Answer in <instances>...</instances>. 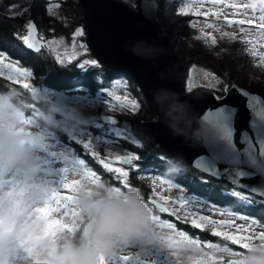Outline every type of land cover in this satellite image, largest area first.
<instances>
[{"label": "trees", "instance_id": "16d2710c", "mask_svg": "<svg viewBox=\"0 0 264 264\" xmlns=\"http://www.w3.org/2000/svg\"><path fill=\"white\" fill-rule=\"evenodd\" d=\"M117 1L129 9H138L139 7V0H132V2ZM53 2L56 3L55 8L51 9V3ZM185 2L186 0H158V33L168 36L184 65V72L193 64L201 65L216 74L228 87L240 86L251 92L261 94L264 89V77L256 81L243 68L244 60L241 54L243 53L241 44L234 40L230 43L216 40L215 44L211 43L212 46L211 44L207 45L208 43L202 41L201 35L190 24L189 20L193 15L177 17V9L183 8ZM14 3L20 5V7L13 12H9L8 9ZM29 20L34 22L38 28L39 37L43 40L56 37L70 44L73 31L79 29L83 32V35L79 38H83H81L82 41L76 43L77 47L79 48L80 43L84 42L85 26L83 10L79 0H0V52L5 53L7 59L19 63L31 72L32 85L31 87H24L8 81L5 76L0 77V101L4 102L5 108L13 109L25 118H30V121L33 120L45 127L61 143L73 147L78 156L84 160L85 167L91 172L93 170L95 178L107 188L111 184H119L121 191L139 192L147 202V196L152 192L135 178L136 170L131 171L127 178L129 186H121L114 173L102 168L95 159L84 154L82 148L70 141L61 125L69 121L52 111L47 102L34 96L31 89L35 86L40 90L45 89L53 93L63 90L67 94V100L73 98L72 92L82 89L92 99L96 100L98 98H108L110 88L114 87L116 89L112 82L121 79L129 93L140 99V106H142V109L137 112L125 108L123 111L111 112V115L117 120V124L128 131L130 130L134 139L139 141V144L135 145L131 142L132 139L118 140V145L121 148L140 157L139 161L135 163L144 168L146 166L153 167L156 172H159L158 174L161 173L168 177L167 179L174 180L175 184L180 186L187 194L195 195L218 208H225L237 217L239 214H243L247 218H255L257 224L264 225V199L210 177L179 161L151 143L142 129V122L153 119V115L145 106L144 98L138 86L129 76L105 67L90 53L87 46V53L79 56L81 62L83 59H95L98 62V67L86 66L85 69H79L76 62L60 64L54 59V54L46 49L45 44L40 47V51H31L20 39L21 36L27 35L26 25ZM182 82L179 90L181 93H185ZM214 94L216 97H221L224 92L219 90L214 91ZM102 110L101 104L98 103L88 112L83 111V114L99 115ZM84 127L93 135H104L107 138L115 139L108 133H102L106 130L105 127H96L92 124H86ZM97 152L101 156L104 154L101 150ZM162 155L166 160L161 159ZM177 162L180 163L181 167L178 171H174L172 168ZM229 191H231L230 193L239 191L245 194L250 204L240 201L231 195ZM163 218H166L165 214H163ZM259 228L263 229L264 226ZM80 229L71 236L70 242L79 238ZM180 230L188 239L196 241L197 246H200L201 249H205L208 246L207 243H210L221 248H227L232 252H242L248 255L259 253L264 256V251L258 250L257 247L255 251L239 248L225 241L222 237L212 235V231L208 228L197 229L192 227L190 223H180ZM57 247H59V244ZM55 251L58 253L59 249Z\"/></svg>", "mask_w": 264, "mask_h": 264}, {"label": "rangeland", "instance_id": "374dc122", "mask_svg": "<svg viewBox=\"0 0 264 264\" xmlns=\"http://www.w3.org/2000/svg\"><path fill=\"white\" fill-rule=\"evenodd\" d=\"M124 1L132 2V0ZM229 2H235L239 5H243L246 3H256L257 5H259L261 3V0H229ZM55 4L56 3L54 2L51 3L50 8H55ZM183 8H187L188 13L190 15H193L192 17L190 16V24L193 26L192 28L201 35L202 41L208 43L207 45H210L212 43V39H210L209 37L214 38L215 40H220L221 42L230 43V41H233V39L230 36H222L221 32L235 33L237 39L234 41L241 44V47L243 49V53H241L244 60L243 68H245L249 76L256 81L264 77V63H261L258 58L251 56L252 51H256L257 53L264 52V31H261V29L258 27L245 26L244 37L246 38V42L245 40L240 39V26L226 24L224 22V15H221L217 18L216 16L211 15L208 17H204L202 15L195 14L197 9L211 11L219 9L224 13H231L233 9L227 7L220 9L219 5L217 6V9H214L211 0H186ZM179 10L177 9L176 11L177 17H180L182 15L180 14ZM249 15H251V12H249ZM257 15H259L258 8ZM230 18L239 19L241 17ZM76 30L73 31V36L70 44H68L67 42L65 43L63 39L53 37L48 38L47 40H43L41 38V46L45 44L46 49L54 54V59H56L57 55H59L61 59H65V54L68 56L73 55L72 45H76L78 41H82L81 38L83 37L79 38V36L75 35ZM53 41L55 43H53ZM212 45L213 44H211V46ZM75 51L77 53L76 58L71 62H76L77 65L79 62H81L79 56H82L78 54L83 50L78 48L76 45ZM5 62H10L22 69H26L19 63L10 59H6ZM66 63L69 62L65 59L64 64ZM0 70L4 71L5 77L9 75L8 70ZM29 82L31 84V77ZM112 85H114L116 89H114V87H111L110 91H108V95L109 93H111V95H109V97L105 99L98 98L94 100L82 89L74 91L71 93L73 98H71V100L66 99V101L64 102L65 107L63 109H60L55 105L57 92L53 93L45 89L40 90L35 86L31 89L37 90L32 91L34 96L42 99L44 102H47L52 111L56 112L60 117L62 116L69 121L64 125H61L63 126V131L71 142H74L80 147V142L82 140L92 138L94 150H101V152L104 153L102 155L104 157L133 154L121 148L118 145L117 138H107V136L103 135L104 133H107V128L109 127V125H106L104 123L102 119L103 116H112L111 112L115 113L116 111H123L124 108L132 112H137L138 110L142 109V106H140V99L136 95L129 93V91L125 88V83H123L121 79L114 80L112 82ZM182 85L185 93H190L192 91L201 89H207L214 92L223 90L221 87L226 90L230 88L226 86L224 82L211 70L201 65L198 66L195 64L190 66L185 72ZM189 85L193 86L190 92L187 90ZM261 95L264 97V89L261 91ZM116 96H119L121 98L128 97L129 99L135 100L139 104V108L133 111L131 108L122 106L121 101L115 100ZM77 97H81L84 99H77ZM106 100L108 101L107 104ZM98 103H100L101 107L103 108L99 115L83 114V111L88 112L92 109L93 106ZM5 114L9 118L7 123L13 135L18 136L21 143H26L32 148V159L35 163L36 170H0V196L7 200L9 204L8 211L11 213L10 219L0 218V235L4 233H10L12 231V228L17 224L18 218L21 216L25 217V219L22 221V223H24L25 225H27L31 221H36L40 224V233L37 235L29 231L25 239L18 242L20 248L15 249L6 257V262L7 264H12L13 257L19 256L22 251H24V254L29 259L30 255L33 253L36 247V242L47 241L51 245L48 252L49 257L51 258V264H61L63 262V255L60 253L61 245L68 244L70 242L71 236L76 234L83 224L84 217L81 215V208L79 206L77 198V193L81 190L82 182H87L88 184L93 186L102 183H100L96 178H93L89 175L91 171L87 169V167H85L84 160L80 156H78L73 147L61 143L50 132H48L45 127L35 123V121L33 120L30 121V118H25L21 113L7 107L5 108ZM154 118L155 116L153 115V119ZM86 124H92L96 127H105L106 130L102 132L103 136L93 135L84 127L86 126ZM116 126L120 127L118 124ZM81 133L85 135L81 136ZM126 135L128 139H134V136L130 130H127ZM158 155L160 156V154ZM74 159L80 161V164L77 165L73 161ZM132 170L138 171V173L135 174V178L146 187H148L152 193V189L155 188L161 196H167L170 200L173 201V203L170 204L165 201H161L167 204L171 210L174 208H179L180 205L178 202L183 199L186 203V207L181 209L180 215L182 218L187 215L189 220H191L192 218L199 219V216L202 215L209 217L211 220H215L217 222L234 221V224L236 225H246L247 223V221L237 218V216H235L231 211H228L225 208H218L214 205L206 203L203 199L195 195L185 193L180 186L175 184L174 180L167 179L168 177L162 175L161 173L158 174L159 172H156L153 167L151 168V166H146L144 168L138 165L137 168ZM161 180L164 181L163 184L160 183ZM72 181L79 182L76 185L75 193L63 189V184ZM153 181H155V183H153ZM169 183H171L173 187L170 188ZM107 189L109 190V194H116L117 196L121 194L118 189ZM57 192L61 194L67 193L69 195H75V202H68V214L66 216H63L62 213H52L48 217L42 216L39 210L48 207L50 204H52V206L54 207L55 202H52V199L53 194ZM230 192L231 191H229V193ZM230 194L232 195V193ZM152 195L154 196L151 197L160 200L159 196H156L154 193ZM236 198L246 204H250V201L247 200L246 197ZM0 206H2V203H0ZM73 209H76L74 219L71 217V212ZM221 213H223V215H221ZM55 218H60L62 219V222L72 224L73 227L71 229H52L49 227V224L51 220ZM152 219L157 225L159 234L168 233L174 230L173 228H168V223L160 220L154 213ZM202 226L204 228L210 229L211 231L215 227L219 231L235 233V229L231 224L225 226L219 223L217 225H212L205 222ZM252 230L256 233H259L264 231V228L260 229L259 227H255ZM58 244L59 247H57ZM247 244L248 247L245 249L255 251L257 247L258 250L264 251V240L250 239L249 241H247ZM207 245L215 247V250L219 252V256H221L223 259H226L225 261H219V264H249L250 257L252 256L250 254L248 255L242 252H232L228 249H219V246L215 244L207 243ZM151 246H153V243H141L136 240L127 242L118 241L109 254L98 255L97 264H99L101 256H113V258H111L110 260V264H115V259H120L121 256H127L129 252L134 253V256H136L135 253L137 252V250H149ZM169 246L174 247V244L171 243L169 244ZM195 246H197L196 241L186 238L184 239L180 235V248H183V250H181L180 252V255L169 254L167 255V257L172 258V262H167L164 260L163 263L159 264H177L178 260H180L182 264L195 263V260H197L200 256L195 251ZM57 249H59L58 253L55 251ZM145 256H147L148 258V255ZM30 259L31 260H29L25 264H40L38 260L33 261L32 258ZM208 260L209 262L211 261V259Z\"/></svg>", "mask_w": 264, "mask_h": 264}, {"label": "water", "instance_id": "95a60500", "mask_svg": "<svg viewBox=\"0 0 264 264\" xmlns=\"http://www.w3.org/2000/svg\"><path fill=\"white\" fill-rule=\"evenodd\" d=\"M79 1L90 53L105 67L129 76L155 116L142 122L151 143L210 177L264 199V97L240 86L221 87V97L207 89L181 93L184 65L168 36L158 33V0H147L152 6L148 14L145 0H139L138 9L117 0ZM29 22L40 48L38 28ZM66 99L60 90L55 105L63 109ZM208 165L215 166L212 172ZM202 263L199 259L193 264Z\"/></svg>", "mask_w": 264, "mask_h": 264}, {"label": "clouds", "instance_id": "9594fccd", "mask_svg": "<svg viewBox=\"0 0 264 264\" xmlns=\"http://www.w3.org/2000/svg\"><path fill=\"white\" fill-rule=\"evenodd\" d=\"M8 119L5 104L0 101V170L35 171L32 148L13 135L8 127ZM180 167L177 162L172 170L178 171ZM77 198L84 217L82 229L77 240L61 245L63 264H97L98 255L109 254L118 241L153 243L159 235L152 219L153 211L139 192L123 191L117 196L109 194L103 184L93 186L82 182ZM0 203V218L10 219L7 200L0 196ZM24 219V216L19 217L10 233L0 235V264H7L6 257L15 250L19 241L25 239L29 231L37 235L40 233L39 222L31 221L25 225L22 223ZM50 247L47 241H37L32 253L33 261L51 264L48 255ZM249 264H264V256L253 253Z\"/></svg>", "mask_w": 264, "mask_h": 264}, {"label": "snow or ice", "instance_id": "6c2138e0", "mask_svg": "<svg viewBox=\"0 0 264 264\" xmlns=\"http://www.w3.org/2000/svg\"><path fill=\"white\" fill-rule=\"evenodd\" d=\"M212 6L214 9H217V6H220V9L227 7L233 9L231 13H224L221 10L217 9L215 11L211 10H200L197 9L195 14L196 15H202L204 17L208 16H216L217 18L221 15H224V22L228 25H239L240 26V39L245 40L246 38L244 37V28L245 26L249 27H258L261 29V31H264V0H261V3L257 5L256 3H246L243 5H239L235 2H229V0H211ZM20 7L18 4H12L11 7L8 9L9 12H13L15 9ZM151 5L147 3V0H145V3L143 4V10L145 14H148L151 10ZM257 8L259 9V15H257ZM180 14L182 15H187L188 9L187 8H181ZM249 12H251V15H249ZM15 14V13H14ZM18 15V14H17ZM230 17H241L239 19H233ZM211 26V25H209ZM27 29V35L21 36L20 39L23 41V43L28 47V48H35L36 51H40V48L37 47L35 37L33 35L34 32V26L32 23H27L26 25ZM76 36H82L83 32L79 29L76 30L75 33ZM222 36H230L233 40L237 39V36L235 33H225L221 32ZM212 39V43L215 44L216 40L214 38L209 37ZM247 42V41H246ZM53 43H55L53 41ZM73 48V55L68 56L65 54V59L68 62H71L76 58V45H72ZM79 48L83 50L80 52L78 55H84L87 53V47L85 44L81 43L79 45ZM251 56L258 58L261 63H264V52L257 53L256 51L251 52ZM7 59L6 54L3 52H0V69L3 70H8L9 75L7 76V80L11 81L17 85L25 86V87H30L31 84L29 82L30 77H31V72H29L27 69H22L18 67L17 65L13 63H6L5 60ZM65 59H61L59 55H57L56 60L60 64L65 63ZM86 66H91V67H98V62L95 59H83L82 62H79L77 64V67L79 69H85ZM206 75H211V74H206ZM4 76V71L0 70V77ZM193 86L189 85L187 90L190 92L192 90ZM34 91H37L36 89H33ZM111 95V93H109ZM77 99H84L81 97H77ZM115 100L121 101L122 106L131 108L133 111L139 108V104L132 99H129L128 97H119L116 96ZM108 101L106 100V104ZM104 123L106 125H109L107 128V133L112 136L119 139H128L126 133L127 129L122 128V127H117V120L114 119L112 116L105 115L102 117ZM81 136L85 135L83 133L80 134ZM131 142L133 144L138 145L139 141L132 139ZM80 147L84 150V154L92 157L93 159L96 160V162L105 170H107L110 173L115 174V178L118 182H120L121 186H129V182L127 180V177L129 176V170L135 169L138 167L137 161H139L140 157L135 154H127V155H115V156H110V157H104L101 156L99 152L94 150L93 148V139H87V140H82L80 142ZM99 157V158H98ZM163 159V157L161 158ZM77 165L80 164V161L78 160H73ZM128 165L129 170H126L125 167L122 166H114V165ZM207 170L209 172H212L215 168L214 165H208L206 166ZM90 176L95 178V172L92 170V172L89 173ZM78 181H72L69 183L63 184V189L69 190V192L75 193L76 192V185L78 184ZM155 183V181H153ZM161 184L164 183L163 180L160 181ZM169 187H173L171 183H169ZM153 193L156 196H159L160 201H165L167 203H173L172 200L169 199L167 196H161L158 191H156L155 188L152 189ZM233 196L236 197H241L244 198L245 194L239 192V191H233L232 193ZM75 195H69L67 193L61 194L59 192L53 194V199L52 202H55V206L53 207L52 204H50L48 207H45L43 209H40L39 211L41 212L42 216L48 217L52 213H62L63 216H66L68 214L67 209H68V202H75ZM149 206L152 208L158 209L160 213H168L169 215L175 217L177 220L181 219V209L186 207V203L183 199H181L178 203L180 205L179 208H174L170 210L168 207L164 206L162 203H158L156 200L149 199L147 202ZM251 206V205H250ZM64 210V211H62ZM76 214V209H73L71 212V217L74 219ZM223 215V213H221ZM239 219L246 220L247 223L246 225H236L234 224V221H221L217 222L215 220H211L209 217L206 216H199V219L192 218L191 220L188 219V216L185 215L183 219V223H190L192 227L201 229L203 223L207 222L212 225H217L218 223L221 225H229L231 224L234 229L235 233H230L227 231H219L217 228L212 229V235L217 236V237H222L225 241L230 242L232 245H235L239 248H247L248 244L247 241L250 239H258V240H264V231L256 233L252 229L255 227H261L264 225L257 224L255 222V218H247L243 214H239L238 217ZM49 227L52 229H71L73 227L72 224H67L62 222V219L60 218H55L51 220ZM168 228H175V225L172 223H169L167 225ZM180 231V230H177ZM180 235L185 239H188V237L180 231ZM198 243V241H197ZM113 258V256H101L99 260V264H110V260ZM120 259L123 261H128L131 259L129 256H121ZM144 264V262H142ZM152 264H155V261H152Z\"/></svg>", "mask_w": 264, "mask_h": 264}, {"label": "flooded vegetation", "instance_id": "af4514ba", "mask_svg": "<svg viewBox=\"0 0 264 264\" xmlns=\"http://www.w3.org/2000/svg\"><path fill=\"white\" fill-rule=\"evenodd\" d=\"M185 72H184V74H185ZM186 94H188V93H186ZM114 166H122V167H125L126 170H129L128 165L117 164ZM131 171H133V170L132 169L129 170V174ZM135 173L137 174L138 171L136 170ZM108 187L112 188V189L113 188L118 189L121 194L123 192L119 188L120 187L119 184H113V185L111 184ZM152 194L147 196V200L149 198H153V197H151V196H154ZM153 199H155V198H153ZM155 200H157V199H155ZM158 201H160V200H158ZM162 203L166 207L169 208V206L167 204H165L164 202H162ZM149 207L152 209L153 213L160 220H163V222H166L168 224L169 223L174 224L175 225V228H173L174 230H172L168 233L159 234L157 239L153 242V246H151L149 248V250L145 249V251L143 250L144 252L142 250H137V252L135 253L136 256H134V253L129 252L127 254V256L131 257L130 260L123 261L122 259L117 258V259H115V264H142V262H144V264H152V261H155V264H159V263H163L164 260L167 262L168 261L172 262V258H168L167 255H169V254L180 255L181 250H183V248H180V231H181L180 230V223L181 224H187V223L182 222L184 218L181 217L180 220H177L175 217L169 215L168 213H160L158 209L152 208L151 206H149ZM163 214L166 215V218H163ZM81 228H82V226H81ZM177 230H180V231H177ZM171 243L174 244V247L169 246V244H171ZM218 248L221 249V247H218ZM194 249L197 252V254L200 255L197 260L202 259V261H203L202 264H219V261H225L226 260V259H223L221 256H219V254H218L219 252L217 250H215L216 248L213 246H206L205 249H201L200 246H195ZM222 249L226 250L227 248H222ZM145 255H148V258ZM208 259H211V261L209 262ZM197 260H195V261H197ZM177 264H182V262L180 260H178ZM189 264H193V263H189Z\"/></svg>", "mask_w": 264, "mask_h": 264}, {"label": "bare ground", "instance_id": "6f19581e", "mask_svg": "<svg viewBox=\"0 0 264 264\" xmlns=\"http://www.w3.org/2000/svg\"><path fill=\"white\" fill-rule=\"evenodd\" d=\"M25 245V244H24ZM31 247V246H30ZM20 246L18 245L17 243V246L15 249H19ZM30 258H32V254L30 255ZM28 259L27 256L24 254V251H22L21 254H19V256H16V257H13L12 259V264H25L27 263L29 260L31 259Z\"/></svg>", "mask_w": 264, "mask_h": 264}]
</instances>
